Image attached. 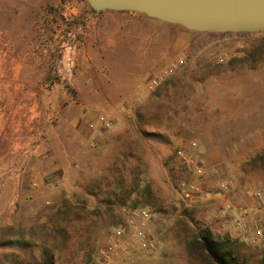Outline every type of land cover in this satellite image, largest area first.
I'll return each mask as SVG.
<instances>
[{
	"label": "rangeland",
	"instance_id": "374dc122",
	"mask_svg": "<svg viewBox=\"0 0 264 264\" xmlns=\"http://www.w3.org/2000/svg\"><path fill=\"white\" fill-rule=\"evenodd\" d=\"M71 2L90 8L84 0L41 5L58 9L62 19ZM140 17L135 46L108 48L83 63L75 52L71 70L106 78L58 79L74 99L97 92L108 98L106 110L61 118L88 112L108 116L112 127L98 138L77 139L60 194L10 232L7 240L20 242L0 264H215L194 242L206 231L229 264H264V209L246 227L217 215L206 197L209 188L231 180L264 207V33L195 32ZM170 68L152 88L153 78ZM62 129L71 132L65 122ZM141 208L157 211L159 219L130 225ZM143 233L156 249L145 246ZM111 241L116 250L106 252Z\"/></svg>",
	"mask_w": 264,
	"mask_h": 264
},
{
	"label": "crops",
	"instance_id": "0c3cea01",
	"mask_svg": "<svg viewBox=\"0 0 264 264\" xmlns=\"http://www.w3.org/2000/svg\"><path fill=\"white\" fill-rule=\"evenodd\" d=\"M42 1L0 0V258L14 254L13 246L20 240L7 239L22 219H36L46 202L60 194L77 139L89 141L106 131L98 117L88 112L61 118L65 113L103 111L108 106L105 92L94 97L81 94L78 100L62 88L60 77L106 78L102 72H74L69 58L77 52V60L83 63L101 58L108 48L135 46L133 34L139 29L134 24L145 15L95 12L71 2L61 9L64 18L60 19L59 10L45 9ZM64 122L71 132L64 134ZM208 191L211 210L228 214L246 227L264 209L247 190L236 186L229 190L212 186Z\"/></svg>",
	"mask_w": 264,
	"mask_h": 264
},
{
	"label": "water",
	"instance_id": "95a60500",
	"mask_svg": "<svg viewBox=\"0 0 264 264\" xmlns=\"http://www.w3.org/2000/svg\"><path fill=\"white\" fill-rule=\"evenodd\" d=\"M95 12L143 13L195 32H263L264 0H84Z\"/></svg>",
	"mask_w": 264,
	"mask_h": 264
},
{
	"label": "built area",
	"instance_id": "2783aa9c",
	"mask_svg": "<svg viewBox=\"0 0 264 264\" xmlns=\"http://www.w3.org/2000/svg\"><path fill=\"white\" fill-rule=\"evenodd\" d=\"M73 64V58L70 57L69 58V66H71ZM175 67V65H172V68ZM165 69L162 76L160 77H156V78H153V80L151 81V84L150 86L152 88H157L158 86H160L161 84V79L163 77V75H167L171 69ZM98 121L103 124L104 126V129L107 130V129H110L112 127V122L107 118V116L105 115H100L99 118H98ZM193 145H196V143L194 142ZM180 156L183 158V159H187V152L184 151V150H180L179 152ZM233 187V182L231 180H227L225 182L222 183V188L224 190H229L230 188ZM193 189L192 188H189L187 189L185 192H184V197H186L187 199H190L192 198V195H193ZM260 195V194H258ZM47 204H49L50 202L47 201L46 202ZM159 219V213L155 210H152V209H148V208H141L139 210H137V212H135L134 214H132L129 219H128V222L130 225L132 226H136L138 224L139 221H152V220H157ZM124 233V230L123 228H116L115 230V235L116 236H122ZM142 238L145 242V246L150 249V250H154L156 249V244L153 240H150L147 238L146 234H142ZM116 243L111 241L108 246L106 247V252H113L116 250Z\"/></svg>",
	"mask_w": 264,
	"mask_h": 264
},
{
	"label": "trees",
	"instance_id": "16d2710c",
	"mask_svg": "<svg viewBox=\"0 0 264 264\" xmlns=\"http://www.w3.org/2000/svg\"><path fill=\"white\" fill-rule=\"evenodd\" d=\"M260 158L264 159V151L259 155ZM194 242L201 244L204 247L208 257V259L215 264H229L228 257L226 255L221 254L220 244L215 243L211 239V233L206 231L204 233H199L196 238H194ZM52 264V260L48 262Z\"/></svg>",
	"mask_w": 264,
	"mask_h": 264
}]
</instances>
